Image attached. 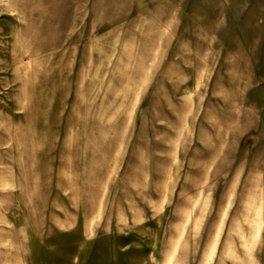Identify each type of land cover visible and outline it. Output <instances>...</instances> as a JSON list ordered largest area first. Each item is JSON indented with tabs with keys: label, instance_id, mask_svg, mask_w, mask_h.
<instances>
[{
	"label": "rangeland",
	"instance_id": "374dc122",
	"mask_svg": "<svg viewBox=\"0 0 264 264\" xmlns=\"http://www.w3.org/2000/svg\"><path fill=\"white\" fill-rule=\"evenodd\" d=\"M222 1L0 0V264H264V0Z\"/></svg>",
	"mask_w": 264,
	"mask_h": 264
},
{
	"label": "crops",
	"instance_id": "0c3cea01",
	"mask_svg": "<svg viewBox=\"0 0 264 264\" xmlns=\"http://www.w3.org/2000/svg\"><path fill=\"white\" fill-rule=\"evenodd\" d=\"M126 3L143 7L142 12L149 14L153 20H160V22L176 20L182 23H189L193 19L190 15L214 13L216 10L210 9L211 7L225 5L222 0H127ZM237 3L238 0H235V4Z\"/></svg>",
	"mask_w": 264,
	"mask_h": 264
},
{
	"label": "bare ground",
	"instance_id": "6f19581e",
	"mask_svg": "<svg viewBox=\"0 0 264 264\" xmlns=\"http://www.w3.org/2000/svg\"><path fill=\"white\" fill-rule=\"evenodd\" d=\"M173 256V255H172ZM168 259V258H167Z\"/></svg>",
	"mask_w": 264,
	"mask_h": 264
}]
</instances>
